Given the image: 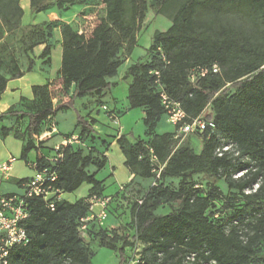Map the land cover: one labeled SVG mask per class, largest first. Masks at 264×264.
<instances>
[{"label": "trees", "instance_id": "trees-1", "mask_svg": "<svg viewBox=\"0 0 264 264\" xmlns=\"http://www.w3.org/2000/svg\"><path fill=\"white\" fill-rule=\"evenodd\" d=\"M30 1L34 12L51 7L65 9L78 2ZM103 2L105 20L89 39L70 23L31 25L30 30L38 38L28 43L24 38L27 31L23 32L27 68L22 70L14 62L10 78L0 82L1 99L9 79L33 70L35 60L30 51L39 45L44 44L39 57L50 67L53 45L48 38L54 26L61 27L58 73L65 89L74 85L71 97L54 105L49 83L34 85L33 100L27 99L25 105L11 106L0 114V121L15 119L11 126H0V135L21 139V158L27 159L40 145L36 135L43 133L51 117L59 111L74 110L80 141L95 136L93 147L85 151L69 143L61 145L59 151L53 148L50 155L39 154L32 161L38 170L54 171L57 177L49 184L64 193L87 182L92 185L88 196L105 195V179H99L97 171L106 167L109 158L97 145L108 149L109 144L98 137L95 120L75 107V99L90 95L98 105L106 104L103 98L116 84L109 79L124 63L121 52L130 54L135 48L148 8L147 0ZM172 3L177 5L172 24L154 34L151 59L136 61L124 75L130 79L129 107L142 108L145 113L146 138L131 141L126 133L117 138L125 165L135 177L124 189L119 187L111 194L109 212L124 202L135 180H139L136 177L152 183L133 201L129 208L132 218L124 225L108 228L93 222L87 233L100 247L116 251L119 264L128 262L127 250L131 251L136 241L144 245L142 264H187L186 257L191 253H196L194 264H264V0H164L161 8ZM2 63L0 57V68ZM213 64L219 65L218 73L210 72L191 81L192 69ZM160 87L181 103L189 120L201 115L214 123V128L196 133L202 142L199 151L186 139L178 144L175 130L157 132L166 115ZM20 121L21 131L17 128ZM226 141L237 145L240 155L236 160L228 154H216L218 146ZM58 152L62 156L51 160ZM241 170L246 171L235 178L234 174ZM174 178L179 179L177 188L169 184ZM28 180L23 179L24 185ZM220 180L226 191L219 186ZM257 181L258 189L245 193ZM25 201L30 214L21 224L30 241L13 247L6 264H93L95 250L79 231L80 219L88 214L79 199L70 202L54 198V209L39 196L25 197ZM176 201L180 202L178 208L165 214L157 212L161 206ZM129 224L131 232L127 230Z\"/></svg>", "mask_w": 264, "mask_h": 264}, {"label": "rangeland", "instance_id": "rangeland-1", "mask_svg": "<svg viewBox=\"0 0 264 264\" xmlns=\"http://www.w3.org/2000/svg\"><path fill=\"white\" fill-rule=\"evenodd\" d=\"M163 1L164 0H147L148 8L142 27L137 32L136 46L130 54L125 51L121 52V57L124 59V63L119 68L118 74L112 78V81L114 80L113 82L116 83L112 88L115 96L119 100V107H125L128 103L127 94L130 79L124 78L127 68L138 60L144 62L149 61L153 54L152 45L154 34L159 31L167 30L172 24L173 14L177 5L176 3H172L168 8H161ZM105 16L106 7L103 0H78L76 3L67 5L65 9L51 7L48 10L41 12H34L32 10L30 0H0V57L3 61L0 68V82L4 77H9L12 74L14 62H17L20 67L28 65V57L25 51V44L22 41V35L24 31H27L24 38L28 43L33 42L34 38H38L36 33H34L35 31L30 30L31 25L46 24L50 21L70 23L84 38L89 39L94 35L97 26L105 20ZM60 39H62L61 27L57 25L53 28L52 36L48 38V41L53 45L51 52L52 61L54 55V62L50 64V67L39 57L40 53H38V47L40 45L30 51L31 57L35 60V65L38 63L41 70H46L43 72L45 74L51 73L58 65L57 48L61 41ZM47 83L51 85L50 96L54 105L69 100L72 94V88L65 89L63 79L58 72L53 75L51 80H48ZM26 100L27 97L23 96L22 99L11 106H16L17 104H20V106L25 105L24 103H26ZM104 101L109 103L111 108H114L113 100ZM88 102L94 104L95 107L98 106L95 100H87L86 102H83L85 109L89 108L88 106H85ZM79 108L82 110V105H79ZM209 110L210 107L207 111ZM118 111L121 113V110ZM124 111L125 113H123ZM124 111L122 110L123 114L121 113L119 117V125L125 126L124 133L128 135L131 141H135L139 137L144 138L146 136V128L143 122L144 113L142 108H130V110L127 111L124 109ZM53 122L59 130L54 136L61 135L66 140L75 137L71 142L75 147L80 146L83 147L85 151H88V149L93 147L96 142L95 136L92 139L89 138L85 142L80 141L77 132L78 128L76 126V112L74 110L60 111L59 118L51 117L47 125H50ZM17 128L20 131L23 129L22 121L18 123ZM50 129L51 128L48 126L45 127L43 133ZM174 130L175 126L171 124L167 120V116L164 115L158 124L157 132H173ZM54 136H49L48 134V138L43 140V142L49 141L48 145L45 146L49 150L47 153L53 151L54 144L59 140L50 141ZM186 141H189L196 151L200 150L202 142L199 140L198 134H189ZM39 143H41V141H39ZM67 143L69 144L70 142L68 141ZM91 169L94 171L96 170L95 168ZM106 172L107 168L97 171V177L99 179L104 178ZM202 179L206 180V178ZM151 183L152 180L144 182L135 180V184L132 185V189L128 192V196L125 197L124 202L119 205L118 209H115L113 213L109 212V216L104 221V227H118L129 221L132 218L129 208H131L133 201L140 198L146 192L147 187L150 186ZM169 184L171 187L177 188L179 179L174 178L169 180ZM218 184L223 191H226V185L223 180H220ZM119 187L120 185L117 186L116 183H112V181L109 180L108 186L105 189V194H114L118 191ZM179 205V201L173 202L172 204H165L161 206L157 212L165 214L171 209L178 208ZM127 230L131 232L132 226L130 224ZM81 235L84 241L95 250V255L92 259L93 264H119L120 257L116 251L106 247H100L98 241L94 239L93 236L88 235L87 231ZM139 247L142 249L144 245L140 243ZM127 253H130V250H127Z\"/></svg>", "mask_w": 264, "mask_h": 264}, {"label": "built area", "instance_id": "built-area-1", "mask_svg": "<svg viewBox=\"0 0 264 264\" xmlns=\"http://www.w3.org/2000/svg\"><path fill=\"white\" fill-rule=\"evenodd\" d=\"M219 71L220 67L218 64H213L210 67H198L191 70L190 79L192 82H195L199 77L206 76L210 72L218 73ZM156 74L159 75V72L157 71ZM160 97L162 104L166 109L167 120L175 126L174 138L177 140L178 144L182 143L191 133H203L208 127H215L213 122L206 121L201 115L189 120L188 114L182 107L181 103L173 99L163 87H160ZM102 109L108 114V117L112 122L117 125L119 124L120 116L114 109L110 108L107 104L102 105ZM50 128V130H47L40 135H36L38 142L48 138V134L51 136V132L56 130L54 122L51 124ZM73 138L75 137H71L68 140L65 139L63 144L67 145L68 141L71 143ZM61 145L55 147L56 151H59ZM216 154L218 156L228 154L236 160L240 155V151L235 143L232 141H226L218 146ZM61 156L62 153L58 152L56 157H51L50 159L54 161ZM13 161L14 158H10L3 162L0 165V172L5 174L9 172L12 168ZM152 161H156L154 155L152 156ZM29 165L34 170V173L25 183V197H42L48 202L49 207L54 209V198L61 199L62 194H64V192L54 189L52 185L49 184L56 179V173L50 171L48 168L38 170L36 168V162H30ZM245 171L246 170H241L237 172L234 174V177L238 178L242 176ZM158 177H160V169L157 171V178ZM259 185L260 181H257L252 188H247L245 193L249 194L255 192ZM198 186L199 185H197V187ZM124 187L125 184L120 185L121 189H124ZM25 197L18 195L0 196V264H6L8 262V257L13 247L26 245L30 241L27 229L21 224V222L30 214L29 209L26 206ZM79 200L81 205L88 209V214L80 219V233H85L93 222L103 225L104 221L109 216V206L112 201L111 195H87ZM139 244V241L135 242L134 247L129 253L127 264H142V249L139 247ZM195 259L196 253H191L186 257V262L187 264H194Z\"/></svg>", "mask_w": 264, "mask_h": 264}, {"label": "crops", "instance_id": "crops-1", "mask_svg": "<svg viewBox=\"0 0 264 264\" xmlns=\"http://www.w3.org/2000/svg\"><path fill=\"white\" fill-rule=\"evenodd\" d=\"M60 40L62 41V39ZM61 41L57 48L58 65L54 68V70L51 73L49 74L43 73L46 70H41V68L38 66L37 63V65L34 66L33 70L26 72L24 76L20 78H14L8 80L6 89L4 93L1 95V99H0V114L5 110H7L11 105L17 103L23 96L27 97L28 100H33L34 95H33L32 87L34 85L46 84L48 80H51L53 75H55L59 71L61 67V59H62ZM43 47H44L43 45H40L38 47L39 49L38 53H41ZM52 62H54V55ZM27 66L28 65L21 67V69L25 70ZM8 78H10V76ZM112 78H110L109 80L112 81ZM71 88L73 92L74 85ZM94 99L95 98L90 95L85 96L83 98H76L75 107L81 112V114L83 115L89 114V116L95 120L94 128L99 133L98 137L102 139H106L108 141L109 144L108 149L104 148L102 145H97L99 149L105 151V154L109 158V161L105 167L107 168V172L104 178L102 179H105L106 188L108 186L109 180L112 181V183H116L117 186L126 184L135 176L125 165V156L119 144L117 143V138L124 133L125 126H120L119 124L117 125L114 122H112L109 119L108 114L102 109V105H98L95 107L94 104L88 102L85 106L86 107L88 106L89 108L85 109V107L83 106V102ZM103 99L107 101L109 100L114 101V108L112 109H114L119 114V116L121 115L122 110L123 111L124 109H126L127 111L130 110L129 102L125 105V107H119L118 104L119 100L115 96L113 88L107 91V94ZM106 104L108 106L110 105L107 102ZM79 105H82V110L79 108ZM109 107L111 108V106ZM118 110H121V113H119ZM123 113H125V111ZM59 114L60 111L56 114V116L53 117L59 118ZM14 122H15L14 118H10V119L5 118L3 121H0V124L1 125L6 124L8 126H11L13 125ZM48 127H51V124L48 125ZM58 132L59 130L56 127V130L51 132L52 133L51 136H54ZM144 138H146V136ZM52 140H57V142L54 144V148H55L57 145L63 144V141L65 139L61 135H57L54 136L50 141ZM48 143L49 141L40 143L37 149L32 150L28 154L27 159H22L21 153L24 144L22 140L20 141V139L15 138L13 135H8L5 138H3L0 135V165L3 162L9 160L10 158H14L11 170L6 174L0 172V196L1 195L22 196L26 193V187L22 181L23 179L30 178L34 173V170L30 167L29 163L36 160L39 154L50 155L53 153V151L51 153H47L49 150L45 146H47ZM201 147L202 144L200 145V149ZM136 178L140 180V178L138 177ZM91 186H92L91 184L84 182L77 190L73 192H66L62 194L61 197L70 202H75L78 199L87 196L89 194ZM102 226H104V224Z\"/></svg>", "mask_w": 264, "mask_h": 264}]
</instances>
